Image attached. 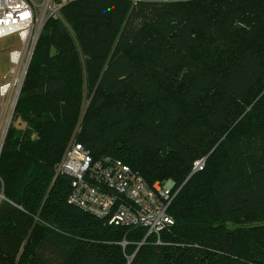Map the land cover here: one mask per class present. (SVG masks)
<instances>
[{
  "label": "trees",
  "instance_id": "obj_1",
  "mask_svg": "<svg viewBox=\"0 0 264 264\" xmlns=\"http://www.w3.org/2000/svg\"><path fill=\"white\" fill-rule=\"evenodd\" d=\"M55 2L0 153V264H264V0ZM73 138L175 182L162 244L69 202Z\"/></svg>",
  "mask_w": 264,
  "mask_h": 264
},
{
  "label": "built area",
  "instance_id": "obj_2",
  "mask_svg": "<svg viewBox=\"0 0 264 264\" xmlns=\"http://www.w3.org/2000/svg\"><path fill=\"white\" fill-rule=\"evenodd\" d=\"M55 1L0 0V38L17 34L24 43L22 49L10 52L13 66L9 73L2 75L1 104L14 106L17 103L45 21L49 15L57 14L60 7ZM10 115L2 127L0 153ZM3 122L4 119L0 118V125ZM203 166V159L196 161L193 172ZM61 173L71 177L69 202L110 225L145 227L147 236L156 235V242L162 244L163 230L174 224L170 213L175 196V182L172 180L150 185L123 160L109 156L95 159L91 151L74 138L58 164L57 175ZM0 197H3L1 193Z\"/></svg>",
  "mask_w": 264,
  "mask_h": 264
},
{
  "label": "rangeland",
  "instance_id": "obj_3",
  "mask_svg": "<svg viewBox=\"0 0 264 264\" xmlns=\"http://www.w3.org/2000/svg\"><path fill=\"white\" fill-rule=\"evenodd\" d=\"M23 47H24V43L20 40L17 34H12L7 37L0 38V84L3 82L2 75L9 73L13 66L12 63L10 62V52L14 49H22ZM14 107L15 106H11V104L0 103V118L4 119V122L2 123V125H0V138L2 136V127H4L9 115L11 114L12 116V114L14 113L15 111ZM15 124L17 126L24 125L21 119H17L15 121Z\"/></svg>",
  "mask_w": 264,
  "mask_h": 264
},
{
  "label": "water",
  "instance_id": "obj_4",
  "mask_svg": "<svg viewBox=\"0 0 264 264\" xmlns=\"http://www.w3.org/2000/svg\"><path fill=\"white\" fill-rule=\"evenodd\" d=\"M16 104H17V103H16ZM16 104L14 105L15 107H16ZM15 107H14V110H15ZM12 116H13V114H12ZM12 116L10 115V118H9V124H10V122H11V118H12ZM9 124H8V126H7V130H8ZM7 130H6V133H7ZM4 140H5V136H4ZM4 140H3V141H4ZM55 180H56V178H55L54 181H53V184H52V186H51V189H52V187H53V185H54ZM51 189H50V190H51ZM50 190H49V191H50Z\"/></svg>",
  "mask_w": 264,
  "mask_h": 264
}]
</instances>
